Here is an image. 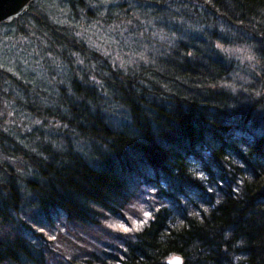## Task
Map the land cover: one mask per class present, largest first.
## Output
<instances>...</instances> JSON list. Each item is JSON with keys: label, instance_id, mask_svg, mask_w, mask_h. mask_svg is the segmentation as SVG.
Masks as SVG:
<instances>
[{"label": "trees", "instance_id": "obj_1", "mask_svg": "<svg viewBox=\"0 0 264 264\" xmlns=\"http://www.w3.org/2000/svg\"><path fill=\"white\" fill-rule=\"evenodd\" d=\"M142 1L148 67L111 65L41 13L67 64L57 103L0 69V111L36 121L26 141L0 114V264H264V0Z\"/></svg>", "mask_w": 264, "mask_h": 264}, {"label": "rangeland", "instance_id": "obj_2", "mask_svg": "<svg viewBox=\"0 0 264 264\" xmlns=\"http://www.w3.org/2000/svg\"><path fill=\"white\" fill-rule=\"evenodd\" d=\"M127 5L133 14L126 19ZM31 6L29 11L27 9L21 15L23 18L19 16L13 22L0 24V69L9 70L24 83L29 82L38 87L35 91L38 94L39 90L43 92L44 102L48 105L55 102V83L65 81L67 87L69 82L62 75L67 69V64L47 53L48 31L45 26H40V31L36 32L33 24L31 25L35 23L38 14H45L52 25L60 26L61 31L67 32L70 37L76 39V42L86 44L89 51L93 50L110 59L111 65L115 67L125 68L129 65L138 67L140 64L148 67L153 62V48L156 46V43H153V23L145 17L148 16L146 11L152 10L151 3L142 0H84L83 7L77 6L75 10L71 0H34ZM151 17L153 18V13ZM170 38L168 32L162 29L157 31L155 36L157 42L171 41ZM74 50L77 56L76 63L81 65L82 57L78 55L80 52L78 49ZM228 53L233 57L238 55L239 59L247 55L243 50L235 48L228 49ZM87 54L84 57L91 68L100 69L106 65L102 58ZM0 114L8 118L7 120L18 121L21 124V135L27 137L26 141L28 138L31 139L28 131L36 121H32L30 125V121L27 119L22 121L19 116L7 117L6 111H0ZM24 114L31 119V113ZM49 130L47 127L44 132L38 133L40 137L47 139ZM35 137L36 135L32 134V139ZM143 211L142 217L145 216L143 213L146 214V210ZM146 215L148 216V213ZM141 221L145 219L141 218ZM132 222L138 225L136 222H139V218L135 216ZM123 223L124 221L120 223L122 230Z\"/></svg>", "mask_w": 264, "mask_h": 264}, {"label": "water", "instance_id": "obj_3", "mask_svg": "<svg viewBox=\"0 0 264 264\" xmlns=\"http://www.w3.org/2000/svg\"><path fill=\"white\" fill-rule=\"evenodd\" d=\"M34 0H0V23H10L21 16L29 8ZM182 259L178 255L166 259V264H181Z\"/></svg>", "mask_w": 264, "mask_h": 264}]
</instances>
